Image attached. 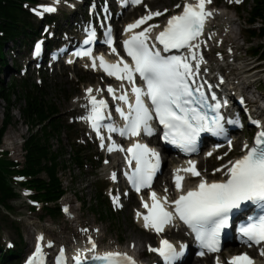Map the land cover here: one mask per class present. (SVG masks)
<instances>
[{"label": "snow or ice", "instance_id": "1", "mask_svg": "<svg viewBox=\"0 0 264 264\" xmlns=\"http://www.w3.org/2000/svg\"><path fill=\"white\" fill-rule=\"evenodd\" d=\"M127 2V0H125ZM231 2V0H230ZM237 3L240 0H236ZM133 5H139L142 0H130ZM211 0H185L182 11L171 15L163 29L159 31L150 42V33L160 25L149 24L141 31H134L154 17L164 15V12L149 11L147 15L128 24L124 31L131 33L123 41V50L131 63L126 62L116 52L110 37V29L106 35V43L113 54L119 58L115 63H108L103 56L92 58L91 49L77 52V56H88L92 59L91 67L96 70V61L99 60L100 69L108 76L120 81L121 92L109 86L108 94L114 101H119L127 107V111L116 106L115 112L123 121L122 127L112 123L104 124L105 120H111V114L106 113L108 103L104 99H97L92 95V89H86L89 114L84 117L93 131L96 132L104 148L105 137L100 135L103 127L108 133H118L121 137H139L141 134L152 136L155 133L153 122L162 129L161 139L170 145L179 148L188 154L196 151L197 138L201 133L208 132L215 136H223V117L219 113L220 103L208 104V98L204 94L203 85L197 83L200 64L203 57L199 53V38L203 34L207 18L212 13L206 10V5ZM181 8L180 4L175 5ZM37 15L43 12L55 11L52 7H43L42 11L35 10ZM94 37L90 34L85 43H89ZM40 44L35 46V52H40ZM186 50V54L181 53ZM175 51L178 54H169ZM195 62V63H193ZM137 78L142 86L137 84ZM130 86L133 100H129V92L124 91V83ZM101 91L100 89L96 90ZM215 100V95L212 96ZM209 111L215 115L210 116ZM229 124H238V120H229ZM258 123V122H256ZM111 140V135L108 136ZM109 152L121 151L127 153L126 163L131 169L125 173L130 184L136 192L143 188H150L153 178L160 169V156L155 150L146 144L135 142L127 149L121 148L115 143L107 146ZM231 148V141H229ZM246 154L234 161H229L221 168L214 169L213 174L223 171L225 179L208 182L197 170L196 161L189 160L185 168H177L173 171V184L179 195L169 201L165 195L162 199L155 192L149 193L151 204L141 200V205L147 210L146 214L137 212V217L143 219L145 229H151L156 234L164 231L166 225L178 218L194 234L203 256L205 250L215 253L220 250L221 232L229 227L230 214L234 210L243 211L244 207L251 204L260 209L261 214L255 218L248 217V223L240 226L238 232L243 242L249 246L264 244V131L257 134L253 145H244ZM207 155L211 156V153ZM220 159V157H218ZM134 162V168L133 166ZM185 173L191 177H200L199 183L194 188L183 190ZM112 179H115L113 173ZM168 189H165L167 193ZM114 204H118V197L114 198ZM166 205H169V210ZM67 211V209H65ZM43 237H38V241ZM92 244L90 251H95L96 245ZM49 242L48 247H51ZM185 245H180V250L167 240H161L158 248L149 247V251L157 253L164 264H175L184 254ZM57 258V264H63V257ZM41 248L37 244L36 253L39 256ZM264 256V248L261 249ZM91 260L102 264H135L132 257L118 252H107L102 255H93ZM28 264H33L32 259ZM76 264H80L79 257ZM217 264L219 262L217 261ZM228 264H253L247 254L232 257Z\"/></svg>", "mask_w": 264, "mask_h": 264}, {"label": "rangeland", "instance_id": "2", "mask_svg": "<svg viewBox=\"0 0 264 264\" xmlns=\"http://www.w3.org/2000/svg\"><path fill=\"white\" fill-rule=\"evenodd\" d=\"M69 1L78 6V13H74L75 16H73L66 0H60L58 6L57 3H54L55 6L59 8V13L54 16V22L51 25L52 30H55V32H58L59 29L69 27L74 21L75 23L82 21L81 14H84L85 8L80 4L81 0ZM75 1H78V3ZM180 1L181 0H156L153 2L154 5L151 6V4L148 3L142 7L140 13H144L145 9L150 6L152 11L162 12L165 9L175 10V5ZM50 4V0H36V5L33 7L28 5L27 8L32 9L36 14L35 10L42 11L43 7H48ZM223 4H227V8H224ZM250 5L251 2L247 0H240L239 3H237L236 0H231V2L230 0H211V3L208 4V10H222L227 12L229 16L239 18V27L235 24L233 29L240 38L241 43L238 49H234L232 45H228L230 49H227L225 46L223 47L218 40H215L210 30H206L204 38L206 37L207 40L204 43L211 48L209 52L211 54L210 60H212V63L217 61L219 57L227 55L229 51H232V53L236 52V57L239 58V67L247 69L258 66V70H264V59L251 55V50L254 48L257 49L261 42L256 39L251 43L246 33V28L249 26V22H247V11L250 9ZM45 14L46 12H43L42 15L36 14L37 18L35 20L33 19L31 22L33 30H36L38 35L44 33V27L41 26L43 25L41 23H44L43 18ZM38 18L39 20H37ZM261 24H264V20L262 23L260 21L258 24L253 25V28H259ZM71 28H74V26L72 25ZM240 30L242 34H240ZM71 32L73 33V30ZM56 38L57 37H55V39ZM33 39H35L34 35H32L30 39L25 38L23 42L17 40L16 44L12 42L8 43V48H5L7 51L5 59L9 68L4 67L1 80L3 84L7 85L15 80V88L17 91H20L19 83L22 78H25L27 82L33 83L45 95L44 101L47 102V104L53 103L59 111V115L55 117L56 121L71 126L70 129L60 130L59 135H51L48 141L50 152H59L58 162L67 165L66 169L60 168L58 170V177L62 183L64 195L58 202L59 216L53 218L45 215L44 210L40 208V204L35 205L31 203V199L27 192L17 188V185L15 186L14 184V190L18 193V196L9 203L11 205L10 213H6L0 208V246L3 251L7 249L6 245H14V250L20 249L18 258H15L11 263L18 264L19 259L35 246V239L38 236L36 231L42 232L43 234H41L44 239H46V241L49 240L48 243H55L56 246H59L57 244L63 242H68L69 245L72 246L75 241L79 242L83 240L87 242L88 240L93 241V239H95L96 242L98 241L97 245L103 250L115 249L123 251H128L133 247L138 250L135 244L136 239L134 234L139 232L149 237L148 241L145 238V240L141 242V245L144 243L142 250L145 253L148 247L156 245L157 240L156 237L141 230L137 225L134 219L133 206L135 203L133 200L130 202V206L127 209L117 213L109 204L113 217L108 220L99 219L100 215L98 212L101 210L98 202L95 201V196L98 194L100 188H104V194L108 191L107 186L109 182L107 174L110 170V166L113 165L112 158L104 156V152H100L97 145L89 139L84 126L75 121L78 119V113L82 110L79 108L85 104L86 89L97 86V89L102 90L101 84L104 80L103 77L89 71L82 63H78L74 66L58 64L52 71L46 69L37 71L32 69V66H29L25 75H22V69L20 71L18 69L26 64L28 60L27 52L29 51ZM8 50L14 52L13 57L10 56ZM14 66H19V68H15ZM261 77L262 76L259 75L254 78L257 82L254 83L253 88H250L252 92L246 93L248 100H256L257 94L255 88L257 91L259 90L264 94V78ZM19 105L21 106L22 102L15 104L12 108V122L5 132L2 144L0 145V151H7V160L17 162L21 165L23 163L24 153L21 144L23 140L28 137L30 132L33 133L39 130V126L34 127L32 129L33 131H31V127H29L27 123L22 122L18 111ZM3 106L4 104L1 102L0 125L4 113ZM241 108L243 112V107L241 106ZM248 131L249 129L244 126L242 132L238 134L239 139L242 140L245 138ZM7 137H11V139L5 141ZM71 139L77 148L81 147L84 150V155L87 156V162H85L83 169L70 163L68 154L71 153L72 149V147L69 146ZM225 160L226 159H223L217 162V157L215 156L212 157V159H208L206 163L208 173H213L214 169L219 167ZM169 167L171 166L167 164L164 165L163 175L165 174L167 179H169L167 173ZM40 177L45 178L46 176L42 174ZM161 179L162 177L158 178L156 181L158 190L164 188L163 184L165 183H161ZM84 204L85 207L83 206ZM92 205L95 206L94 209H92ZM136 208L135 206L134 209ZM65 209H67V211H65ZM72 216L80 217L81 223L78 230H75L74 225L69 222V217ZM11 221H14L15 224H11ZM17 232L20 233L22 241H20ZM29 233L31 235L30 239ZM166 236H169V234ZM143 258L147 260L146 263L151 259L146 256ZM193 262L194 264H211V262L206 260H188L185 264H191Z\"/></svg>", "mask_w": 264, "mask_h": 264}, {"label": "trees", "instance_id": "3", "mask_svg": "<svg viewBox=\"0 0 264 264\" xmlns=\"http://www.w3.org/2000/svg\"><path fill=\"white\" fill-rule=\"evenodd\" d=\"M247 1L251 2L250 9L247 11V22H249V26L246 28L247 37L251 43L256 39L261 42L257 49L251 50V55L264 59V24H261L259 28H253V25L260 21L262 23L264 20V0ZM35 2L36 0H0V103L4 104V113L0 125V144L12 122V108L17 103L22 102V105L18 106L22 122L27 123L31 127V131L37 126L40 130L30 132L28 137L23 140L22 150L24 153L21 165L7 160L6 153L0 154V208L6 213H10L11 205L9 203L18 196L14 190L12 177L19 176L22 177L23 181L17 185L31 192L30 198L41 203V210H44L45 215L55 218L59 216L58 201L64 195L58 170L60 168L66 169L67 165L58 162L59 152H50L48 141L51 135H59L60 130L70 129L71 126L56 121L55 117L59 115V111L53 103L47 104L44 101L45 95L33 83L27 82L23 78L19 83L20 91H17L15 80L9 85L3 84L1 80L4 67H8L5 59L7 53L5 48H8V43L16 44L17 40L23 42L25 38L30 39L32 35H37L31 24L34 19L33 15L27 8L28 5L32 6ZM45 21L51 23L53 19L46 17ZM8 53L13 57L14 52L8 50ZM69 146L72 147L71 153L68 154L70 163L83 169L85 162H87L84 150L81 147L77 148L72 139ZM42 174L46 177L41 178ZM95 197V201L98 202L101 210L98 212L99 219L108 220L112 218L113 213L103 194V188L99 189ZM83 206L85 207V204ZM94 207L92 205V209ZM11 224H15V222L11 221ZM17 235L22 241L19 232ZM19 254L20 249L3 251L0 246V264L12 263Z\"/></svg>", "mask_w": 264, "mask_h": 264}, {"label": "bare ground", "instance_id": "4", "mask_svg": "<svg viewBox=\"0 0 264 264\" xmlns=\"http://www.w3.org/2000/svg\"><path fill=\"white\" fill-rule=\"evenodd\" d=\"M152 1H156V0H152ZM54 5V4H52ZM224 8H227V4H223ZM221 9V8H220ZM78 11V9H77ZM209 12L212 13V15L207 18L205 26H204V30H210L215 38V40H218L223 47L225 46L227 49H230V47L228 45H232V47L234 49H238L241 45L240 43V38L236 35L237 33L234 31L233 26L236 24L239 27V18H235L233 16H229L227 12L222 11V10H210ZM73 14V13H72ZM74 15V14H73ZM240 34L241 30H240ZM206 35V33H205ZM239 35V34H238ZM56 41L69 45L72 43V41L75 40L76 38V34L71 33V29L70 26L66 27L65 29H59L57 34L55 35ZM54 37V38H55ZM206 37L205 38H201L199 40L200 43V48H199V53L200 55L203 57V61H202V68L199 69V75L200 78L202 76H206L207 78H211L212 80H214L216 82V85H223L225 84L227 86V90H224L223 95L224 97L228 100V101H232V102H236V101H240L241 100V96L242 93L246 94V93H250L252 91H250V88H253L254 83H256L257 81H255V77L261 75V78H264V70H258V66L252 67V68H242L238 66V60L239 58L236 57V52L232 53V51H229V53L225 56L219 57V59L217 61H215L214 63H212L210 60L211 58V54L209 52V50H211L210 46L207 45L206 43H204L206 41ZM210 40V39H209ZM227 45V46H226ZM183 54H186L183 53ZM86 68H88V66H86ZM241 81V82H240ZM91 88V87H89ZM88 88V89H89ZM92 91V95H99V92H97V86L92 87L91 88ZM258 97H264V94H262L260 92V96L258 95ZM260 100V98L258 99ZM258 100L256 99H249V103L253 104L252 108L254 109L253 112H258L260 111V114H262V109L258 106L257 108L255 107L254 103H257ZM87 108L90 106L88 105V101H87V97H86V91H85V104L81 107ZM232 106V104H231ZM79 108V109H81ZM232 113H237V108H231L230 110ZM11 139V137H7L5 139L9 140ZM237 139H239V137L237 136ZM14 143V142H13ZM107 152H109L107 150ZM109 153H114V152H109ZM196 160L198 161V166L199 169L201 170V175L202 177L205 178H210L212 176V174L208 173L207 167H206V163L208 161V159H206L203 156H198V158L196 157ZM224 163V162H223ZM112 164H118L117 161L115 159H112ZM165 164L167 165H171L170 164V160H165ZM177 168H182V166H171L167 169V173L169 174V179H167L165 177V174L162 176L161 179V183L165 182L166 184H163V187L161 190H158L157 192L160 193L161 195H170L174 192H176L175 190V185L173 184L172 178H173V171ZM181 175L187 176V174L185 173H180ZM221 175V174H219ZM165 189H168L167 193H165ZM135 220L136 222L140 221V218L137 217V215L135 216ZM69 222L71 224L74 225L75 230L80 228V217L78 216H72L69 217ZM96 231V230H95ZM29 235V239H30V233ZM96 236V235H95ZM135 237V244L138 247V250H136V248H130L128 250V253H133L134 255H138L140 258L142 256V261L144 263H146V259L143 258L145 256L144 251L142 250V248L144 247V243L143 242L145 240V238L147 239V241L149 240V237L147 235H142L139 232L134 234ZM161 236H157L156 240L159 242ZM49 241V240H48ZM48 241L43 240L44 244H47ZM95 242V241H94ZM88 243V242H87ZM54 246L55 243H53ZM59 246H62L64 248H67L70 257L72 256H76L79 253L80 247L82 249V252L89 249V245L86 243H82L80 244H75L74 245H69L68 242H63L60 244H57ZM69 245V247H68ZM141 246V247H140ZM58 247V246H56ZM105 250V249H104ZM109 250H113V249H109ZM84 254V253H83ZM253 257L256 259V262L258 264H260L262 258L260 255L258 254H253ZM148 259V258H147ZM201 259H195V261H200ZM149 264H155L156 261L153 259H150V261H148ZM146 263V264H148ZM191 264H194L191 263Z\"/></svg>", "mask_w": 264, "mask_h": 264}]
</instances>
